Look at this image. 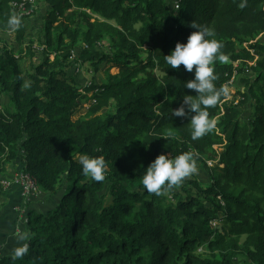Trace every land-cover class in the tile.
<instances>
[{
    "label": "trees",
    "instance_id": "16d2710c",
    "mask_svg": "<svg viewBox=\"0 0 264 264\" xmlns=\"http://www.w3.org/2000/svg\"><path fill=\"white\" fill-rule=\"evenodd\" d=\"M20 1L0 0V29ZM46 1L45 55L30 81L24 84L15 57L0 55V92L12 105L0 108V195L13 184L7 188L2 178L9 163L41 191L61 196L46 213L26 212L28 252L15 261L1 256L0 264H236L240 256L242 264H264V0ZM77 17L80 28L73 27ZM19 20L22 45L26 24ZM193 23L209 29L206 39L229 58L213 65L216 88L234 73L253 74L243 78L242 105L222 96L207 109L215 127L197 140L190 117L172 115L184 95H196L183 86L194 73L164 61L177 42H187ZM104 37L111 52H91ZM80 41L89 47L83 59L110 64L107 82L90 94L60 68ZM56 51L61 60L50 58ZM81 96L93 103L76 116ZM192 152L210 170L208 188L191 178L185 197L179 186L161 195L144 189V170L157 156ZM82 154L105 160L104 181L83 174ZM18 186L16 197L25 201ZM219 215L222 225L211 228Z\"/></svg>",
    "mask_w": 264,
    "mask_h": 264
},
{
    "label": "rangeland",
    "instance_id": "374dc122",
    "mask_svg": "<svg viewBox=\"0 0 264 264\" xmlns=\"http://www.w3.org/2000/svg\"><path fill=\"white\" fill-rule=\"evenodd\" d=\"M51 10V4L46 0H36V2L27 6L26 10L21 13L17 12L14 9L13 15L18 18L23 17L26 26L25 37L23 44L20 45L16 39L15 30H12L9 25L5 29H0V55L5 53H9L13 57L18 60V66L23 76V82L26 85L30 81V75L34 72V68L36 65L40 64L45 55V39H44V24L47 19L48 13ZM76 22L73 27H82L81 19L79 17L75 18ZM259 41L264 42V33L259 37ZM110 40L108 38H102L98 40L94 45L91 52L97 51L103 54H109L112 50L110 47ZM89 48L87 44L80 41L74 48L71 50L73 52V57L71 58V53L68 59L62 60L60 68L66 71L68 77L73 79L77 84L81 86V89L90 88V91H87V94L93 92L100 85L104 84L108 80V69L110 64L106 61L96 62L95 60L83 59L81 57V53L84 49ZM257 57V56H256ZM50 58H55L61 60L60 52H51ZM252 65V63H248V67ZM234 67H241V64L238 62L234 63ZM249 70V69H248ZM246 70V71H248ZM110 74H115L117 69L115 67L110 68ZM253 77V74L242 75L241 73H234V76L230 79V81L226 84L228 86L230 92L227 97H225L226 102L233 103L234 105H242L243 97L240 92L245 90V82L243 78ZM82 93V90L79 91ZM81 105L78 108V112L76 116L79 114H83L86 112L87 108L93 102H90L88 98H84V96L80 97ZM0 108H8L12 110V105L10 103V99L6 93L0 92ZM113 108V104H109L105 108L101 109V113L105 110L110 111ZM243 110V117L248 118L250 115V106L246 104L244 107L241 106ZM215 122V121H214ZM216 147V146H215ZM221 148H219L220 150ZM191 155L196 160L197 164V172L189 177H187L180 185L178 189V193L182 194L183 197L186 196L187 192L184 188H187L190 191H193L191 184L188 181L192 179H196L202 188H208L212 184V175L207 166L203 165L202 160L192 152ZM8 165H11L7 163ZM15 165H11V168H14ZM8 175V172H4V177ZM19 191V189H18ZM18 194V192L16 193ZM16 194L14 195L15 201L9 204V208L12 212L16 214L15 218L23 219L26 222V212L29 209H32L33 212H42L46 213L48 209L53 208L57 203L61 196V191H57L54 194L46 193L40 190L38 187L37 193H35L30 200L20 201ZM103 201L105 204L111 203V196L107 192H103ZM168 201H172V199H168ZM201 202L205 206L210 207L212 205V200L208 198H201ZM32 214V213H31ZM221 215L218 216L217 219L210 221L209 225L211 228L220 227L222 224ZM235 260L236 264H242L244 257L240 256Z\"/></svg>",
    "mask_w": 264,
    "mask_h": 264
},
{
    "label": "clouds",
    "instance_id": "9594fccd",
    "mask_svg": "<svg viewBox=\"0 0 264 264\" xmlns=\"http://www.w3.org/2000/svg\"><path fill=\"white\" fill-rule=\"evenodd\" d=\"M20 24L17 16L13 15L8 20V25L15 30ZM196 29L187 38L186 43L177 42L170 54L164 56V61L170 68L184 70L194 73V77L183 86L193 90L196 95H184L180 107L172 111L175 117H190L191 138L197 140L210 133L215 122L209 119L208 108L214 107L221 97L229 95L228 86L216 88L214 81L217 76L214 74L213 65L215 62L227 63L228 56L221 52L222 45L215 39H206L212 33L206 27L191 24ZM82 172L95 182H102L105 179L106 164L103 158L90 157L82 154L78 160ZM197 172L196 160L190 153H183L175 157L161 154L152 161L142 177V185L150 194L161 195L168 189L179 186L187 177ZM16 241L18 247L12 249V259H21L28 252L30 233L17 231Z\"/></svg>",
    "mask_w": 264,
    "mask_h": 264
},
{
    "label": "crops",
    "instance_id": "0c3cea01",
    "mask_svg": "<svg viewBox=\"0 0 264 264\" xmlns=\"http://www.w3.org/2000/svg\"><path fill=\"white\" fill-rule=\"evenodd\" d=\"M17 168H11L10 165H7L6 172H8V175L2 178L6 180L13 179L17 174ZM11 185V187L7 186V188L10 187L9 189L4 188L6 192L0 195V257L12 255V249L19 246L16 241V232L25 231V222L23 219L16 220V214L9 208V204L15 201L14 195L19 192V186L16 183Z\"/></svg>",
    "mask_w": 264,
    "mask_h": 264
},
{
    "label": "built area",
    "instance_id": "2783aa9c",
    "mask_svg": "<svg viewBox=\"0 0 264 264\" xmlns=\"http://www.w3.org/2000/svg\"><path fill=\"white\" fill-rule=\"evenodd\" d=\"M36 2V0H21L19 3L13 2L11 5L16 9V11L23 13L27 6H31ZM175 9L179 7L178 1L175 2L174 5ZM72 52V51H71ZM73 52L71 53V58L73 57ZM209 165H211V162H208ZM10 181L12 183H16L20 185L21 187V195L25 198V200H30V198L37 193V182L36 180L27 173L23 171H18L17 174L13 177V179L4 181L5 185L8 186L10 184Z\"/></svg>",
    "mask_w": 264,
    "mask_h": 264
}]
</instances>
